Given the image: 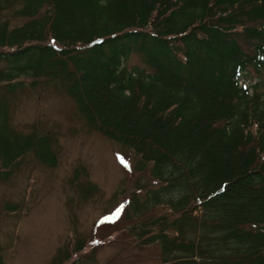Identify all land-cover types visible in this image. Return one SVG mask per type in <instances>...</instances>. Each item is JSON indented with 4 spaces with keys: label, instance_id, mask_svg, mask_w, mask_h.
<instances>
[{
    "label": "trees",
    "instance_id": "obj_1",
    "mask_svg": "<svg viewBox=\"0 0 264 264\" xmlns=\"http://www.w3.org/2000/svg\"><path fill=\"white\" fill-rule=\"evenodd\" d=\"M5 12L0 178L29 155L57 166L56 137L16 131L9 98L23 78L60 85L155 182L135 212L167 207L126 228L135 245H158L161 264H264V80L240 84L264 74V0H0Z\"/></svg>",
    "mask_w": 264,
    "mask_h": 264
},
{
    "label": "rangeland",
    "instance_id": "obj_2",
    "mask_svg": "<svg viewBox=\"0 0 264 264\" xmlns=\"http://www.w3.org/2000/svg\"><path fill=\"white\" fill-rule=\"evenodd\" d=\"M13 14L2 13L0 22L15 21ZM129 66L143 65L133 56ZM262 79L264 74L245 81L251 87ZM21 81L9 98L10 124L24 134L36 129L54 135L58 163L48 167L29 155L8 179L0 178L1 264H52L78 237L87 245L65 264H161L158 245H135L126 233L128 226L167 210L136 213L131 207L134 197L143 203L145 189L155 187L149 174L136 171L133 155L122 146L90 131L60 85ZM81 169L87 174L76 178ZM85 181L96 188L88 198L81 189Z\"/></svg>",
    "mask_w": 264,
    "mask_h": 264
}]
</instances>
